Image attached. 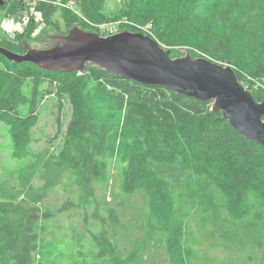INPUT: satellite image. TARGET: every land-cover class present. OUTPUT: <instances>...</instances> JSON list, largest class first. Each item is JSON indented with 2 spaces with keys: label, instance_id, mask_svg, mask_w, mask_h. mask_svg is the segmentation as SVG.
I'll return each mask as SVG.
<instances>
[{
  "label": "trees",
  "instance_id": "1",
  "mask_svg": "<svg viewBox=\"0 0 264 264\" xmlns=\"http://www.w3.org/2000/svg\"><path fill=\"white\" fill-rule=\"evenodd\" d=\"M4 1L0 24L33 3L47 26L61 11L83 30L99 31L109 22L108 0ZM114 21L172 48L173 58L184 56L178 50L184 48L230 65L264 101V0H121ZM36 26L33 20L13 38L0 26V46L26 53ZM51 97L59 105L58 135L66 101L71 119L60 148L35 151L33 131ZM0 125L6 138L0 163L3 153L24 163L19 185L0 179V264H80L69 260L75 230L72 237L56 231L74 217L91 230V213L100 227L91 235L101 264H146L153 247L171 264H195L192 223L206 231L220 219L227 241L237 244L248 231L254 238L247 248L264 249V147L238 133L213 103L120 79L95 64L82 73H56L0 54ZM114 176L124 195L144 201L135 227L107 205L104 192ZM140 227V239L121 231ZM127 236L135 242L121 248L118 238Z\"/></svg>",
  "mask_w": 264,
  "mask_h": 264
},
{
  "label": "water",
  "instance_id": "2",
  "mask_svg": "<svg viewBox=\"0 0 264 264\" xmlns=\"http://www.w3.org/2000/svg\"><path fill=\"white\" fill-rule=\"evenodd\" d=\"M5 1L0 0V5ZM27 52L0 46V54L15 64L30 63L56 73H82L95 64L117 78L145 87L213 103V110L246 139L264 147V101H258L227 64L187 54L173 58L172 50L141 32L124 30L104 37L73 26L67 33L25 40Z\"/></svg>",
  "mask_w": 264,
  "mask_h": 264
},
{
  "label": "rangeland",
  "instance_id": "3",
  "mask_svg": "<svg viewBox=\"0 0 264 264\" xmlns=\"http://www.w3.org/2000/svg\"><path fill=\"white\" fill-rule=\"evenodd\" d=\"M62 5L61 3L59 4ZM29 9L20 17H7L1 21V29L4 34H6L9 38H13L14 36L21 35L26 31V28L30 23L33 22L37 25L35 31L32 33L29 40H33L38 37L39 32L44 28L46 29V33L49 35L62 34L68 32L73 26H80L79 23H70L66 20V16L61 11L56 15L55 20H57L56 24L53 26H47L39 20L36 11H33L35 4L28 5ZM63 7V6H62ZM121 7V0H108L106 5L105 13L109 17V22L107 25H103L100 27V30H86L97 32L104 37L122 32L125 29L124 26L128 25L126 22L123 27H118L120 25V21H114V17H116L119 8ZM67 9V8H66ZM70 9V8H69ZM28 19V23L25 22V19ZM15 20L18 24H21V29L13 30L12 32H8L4 28V24ZM27 23V24H26ZM16 25L15 27H17ZM20 27V26H19ZM119 28V29H118ZM124 28V30H123ZM119 30V31H118ZM101 31V32H100ZM114 31L115 33H111ZM130 31V30H129ZM140 32V31H139ZM142 33V32H141ZM155 39V38H154ZM157 40V39H156ZM158 41V40H157ZM163 45V44H162ZM164 47H167L163 45ZM170 48V47H167ZM173 50L172 48H170ZM181 54L186 55L187 49L179 48L178 49ZM189 51V50H188ZM59 105L56 98L51 97L47 100L44 110L41 114L40 124L34 129L33 137L35 141L32 144V148L35 151L43 150L45 148H51V150H57L63 144V134L65 133L67 126L70 122L72 115V106L66 101L63 114H62V127L63 132L62 135H58V118H59ZM0 142L3 144L6 142V138L4 137V130L0 125ZM24 163L14 161L9 154L3 153L2 159L0 163V179L6 180L11 185H19L20 180L23 176V166ZM61 191V189H58ZM63 193V192H62ZM107 198V205L113 206L117 208L123 217V223L128 226L129 222H133L134 226H136V221L138 217L136 216L137 212H144L145 204L141 196H127L124 195L119 187L118 182L115 176L113 177V183L110 186V189L104 192ZM53 201V200H51ZM54 202V201H53ZM78 211V210H75ZM74 213V212H73ZM59 218L63 221H66L67 214L59 215ZM90 225L88 228H92L91 230L82 229V221L80 219L74 217L73 223H69L68 221L62 223L61 228L58 231V236L67 237L71 235L75 230L74 236L72 237V243L69 240L68 242L72 245V249L76 250L74 253L69 254V260L77 263H95L101 264L103 262V258L100 255V250L98 249V242L91 235L96 234L99 230V223L95 219L94 214H90L89 216ZM82 219V218H81ZM77 222L80 226L77 227ZM60 224V223H58ZM218 224V225H217ZM223 219L217 221L214 226L209 225L206 231H200L199 225L195 222L192 223L191 226V238L189 245L196 252L195 264H215L218 261H226L227 263L231 260L233 263L236 261L238 264H264V249L262 250L259 246L253 248L252 245L249 246L251 240L254 238V235L249 234L248 231H244L242 233V238L239 239V243H231L227 241L226 238L230 237L228 235L221 236L223 232L226 231L224 227ZM121 231L125 233V235L133 233L135 238H142L144 236V231L140 228H136L134 231L126 230L122 228ZM221 231V234L219 232ZM91 232V233H90ZM241 233V232H240ZM239 233V234H240ZM119 235V233H118ZM224 237V238H223ZM59 238V237H58ZM214 238V239H213ZM138 239V240H139ZM246 239V241H245ZM136 240V241H138ZM118 242L123 247H130L132 243L135 242L127 236L125 239L118 238ZM65 247H62V249ZM152 255L147 256L146 264H171L169 260L165 257V254L157 249L152 248ZM68 253V251H65ZM152 260H155L153 262ZM57 264V263H56Z\"/></svg>",
  "mask_w": 264,
  "mask_h": 264
},
{
  "label": "built area",
  "instance_id": "4",
  "mask_svg": "<svg viewBox=\"0 0 264 264\" xmlns=\"http://www.w3.org/2000/svg\"><path fill=\"white\" fill-rule=\"evenodd\" d=\"M33 11H35V8L33 9ZM35 14L37 15V17H38L39 20H42V15H41V13H39V12L36 11ZM24 21L28 23V19H27V18H26ZM11 22H12L15 26H16V25L20 26V29H21V26H22L21 24H19V23L17 24V23L15 22V20H13V21H11ZM8 23H10V22H8ZM27 23H26V24H27ZM6 24H7V23L4 24V28L8 31V29L6 28ZM13 30H16V29L13 27V29H11V30L8 31V32H12ZM111 33H115V32L112 31Z\"/></svg>",
  "mask_w": 264,
  "mask_h": 264
},
{
  "label": "bare ground",
  "instance_id": "5",
  "mask_svg": "<svg viewBox=\"0 0 264 264\" xmlns=\"http://www.w3.org/2000/svg\"><path fill=\"white\" fill-rule=\"evenodd\" d=\"M13 27L15 29H19L20 28L19 26L15 27V25L12 22L6 24V28L8 29V31H10L11 29H13Z\"/></svg>",
  "mask_w": 264,
  "mask_h": 264
}]
</instances>
